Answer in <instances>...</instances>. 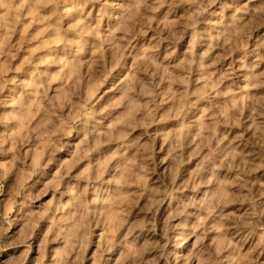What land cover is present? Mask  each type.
Listing matches in <instances>:
<instances>
[{
	"label": "rangeland",
	"instance_id": "rangeland-1",
	"mask_svg": "<svg viewBox=\"0 0 264 264\" xmlns=\"http://www.w3.org/2000/svg\"><path fill=\"white\" fill-rule=\"evenodd\" d=\"M0 264H264V0H0Z\"/></svg>",
	"mask_w": 264,
	"mask_h": 264
}]
</instances>
